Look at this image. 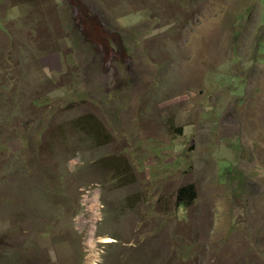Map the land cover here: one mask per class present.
Returning <instances> with one entry per match:
<instances>
[{
	"label": "rangeland",
	"instance_id": "374dc122",
	"mask_svg": "<svg viewBox=\"0 0 264 264\" xmlns=\"http://www.w3.org/2000/svg\"><path fill=\"white\" fill-rule=\"evenodd\" d=\"M0 264H264V0H0Z\"/></svg>",
	"mask_w": 264,
	"mask_h": 264
},
{
	"label": "trees",
	"instance_id": "16d2710c",
	"mask_svg": "<svg viewBox=\"0 0 264 264\" xmlns=\"http://www.w3.org/2000/svg\"><path fill=\"white\" fill-rule=\"evenodd\" d=\"M88 123H94V127L96 130H100L101 124L95 119H89ZM86 124V123H85ZM99 133V132H97ZM197 197L196 187L195 185L185 186L179 191V199L184 202L185 205L189 203H193Z\"/></svg>",
	"mask_w": 264,
	"mask_h": 264
}]
</instances>
